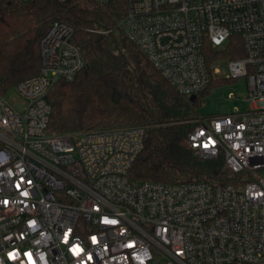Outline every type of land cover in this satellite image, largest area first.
I'll list each match as a JSON object with an SVG mask.
<instances>
[{
	"label": "built area",
	"instance_id": "obj_1",
	"mask_svg": "<svg viewBox=\"0 0 264 264\" xmlns=\"http://www.w3.org/2000/svg\"><path fill=\"white\" fill-rule=\"evenodd\" d=\"M118 26L187 96L210 84L207 44L241 37L244 57L226 59L249 109L202 116L188 135L235 182L133 181L142 127L49 133L54 84L85 66L55 21L40 73L0 93V264H264V0H128Z\"/></svg>",
	"mask_w": 264,
	"mask_h": 264
},
{
	"label": "trees",
	"instance_id": "obj_2",
	"mask_svg": "<svg viewBox=\"0 0 264 264\" xmlns=\"http://www.w3.org/2000/svg\"><path fill=\"white\" fill-rule=\"evenodd\" d=\"M128 0H0V93L41 70L43 36L55 21L74 29L73 41L83 50L85 66L73 81L58 80L50 94L48 132L80 133L142 127L144 148L130 172L133 181L166 184L235 182L223 156L202 158L188 144V135L202 117L200 96L218 80L211 63L239 59L245 52L234 35L205 55L211 72L206 90L195 100L179 93L118 26Z\"/></svg>",
	"mask_w": 264,
	"mask_h": 264
},
{
	"label": "rangeland",
	"instance_id": "obj_3",
	"mask_svg": "<svg viewBox=\"0 0 264 264\" xmlns=\"http://www.w3.org/2000/svg\"><path fill=\"white\" fill-rule=\"evenodd\" d=\"M223 48L220 47L216 51ZM211 68L214 79L218 82H215L200 96V115L211 118L218 114H230L237 110L246 111L249 109V103L246 100L248 96L247 77H231L228 60L220 56L211 63ZM14 95L15 91L12 90L7 94V98L12 99Z\"/></svg>",
	"mask_w": 264,
	"mask_h": 264
},
{
	"label": "water",
	"instance_id": "obj_4",
	"mask_svg": "<svg viewBox=\"0 0 264 264\" xmlns=\"http://www.w3.org/2000/svg\"><path fill=\"white\" fill-rule=\"evenodd\" d=\"M197 98V95H192V96H190V99L193 101V100H195Z\"/></svg>",
	"mask_w": 264,
	"mask_h": 264
}]
</instances>
